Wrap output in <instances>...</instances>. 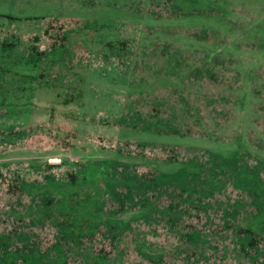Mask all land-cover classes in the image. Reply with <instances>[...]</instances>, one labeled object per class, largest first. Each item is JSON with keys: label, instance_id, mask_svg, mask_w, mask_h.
I'll return each mask as SVG.
<instances>
[{"label": "rangeland", "instance_id": "1", "mask_svg": "<svg viewBox=\"0 0 264 264\" xmlns=\"http://www.w3.org/2000/svg\"><path fill=\"white\" fill-rule=\"evenodd\" d=\"M0 15L40 18L0 19V264H264V221L256 216L264 208L209 155L235 147L264 159V0H0ZM100 24L107 27L85 29ZM126 35L133 37L121 46ZM52 44L65 54L47 68L53 88L39 104L64 100L61 90L83 83L78 72L92 84L76 113L65 106L69 115L44 132L49 113L23 106L19 74L30 71L25 58ZM108 85L115 91L105 105L99 87ZM179 144L196 152L173 159L169 148ZM252 155L249 167L258 165ZM191 157L210 169L200 175L204 184L208 175L225 182L198 190L196 207L191 193L178 199L167 186L161 195L132 191L131 202L123 184L110 185L111 177L147 179ZM90 162L106 173L96 229L82 236L87 223L72 222L73 199L86 186L62 196L47 182L70 184L68 175ZM140 197L150 203L142 207ZM168 204L169 219L159 212ZM247 228L257 231L253 246Z\"/></svg>", "mask_w": 264, "mask_h": 264}, {"label": "trees", "instance_id": "2", "mask_svg": "<svg viewBox=\"0 0 264 264\" xmlns=\"http://www.w3.org/2000/svg\"><path fill=\"white\" fill-rule=\"evenodd\" d=\"M0 19H8L11 21H18V20H31V21H37L40 18H22V17H16V16H10L5 15L1 16ZM107 27L105 24L100 25H94L93 27H90L89 29L86 27L85 29L89 31L95 32L96 30H100L101 28ZM98 28V29H97ZM48 33L47 30L44 31V33ZM99 36H101L102 39H107V36H103L102 33L99 32ZM133 37L130 35L124 36L123 39H121V46H124V43H127L129 41L128 38ZM135 37V36H134ZM60 39H65V36L61 35L59 37ZM134 39V38H133ZM132 39V40H133ZM109 40V39H107ZM54 43V42H53ZM111 44V43H109ZM65 54L63 51L59 50V47L55 46L53 47V44L51 45V48L49 50H41L36 53L34 57H28L23 60V64H28L30 71L28 73H21L19 74V79L22 83V89L27 91V94L24 101L23 106L31 108L39 113L42 112H48L49 117L47 122H44L40 125V130H43L44 132H50L52 128H50V125L54 123V120L57 115H63L67 116L69 115V110L65 106H71L73 112L76 113L77 107L79 106V100L84 96L86 83H89V79L87 76L84 75V73L78 72L77 78L81 80L83 83L80 84L78 87H76L73 90H61V94H65L62 98L64 100L59 99L60 97L53 98L52 101H47L48 105L42 106L39 103L42 102V98H40V94H42L44 91H49L53 88L51 83V79L48 77V70L49 65L51 62H57L59 59V55ZM63 56V55H62ZM38 68L41 69L38 71ZM56 77V78H55ZM54 78L57 80V83L62 82V77L60 76H54ZM98 79V80H97ZM109 81L116 82L117 85L120 84L122 79L120 76H118L115 72L109 73ZM107 78H103V80H108ZM112 79V80H111ZM102 78H99L97 75H92V82H99ZM105 83V82H104ZM109 84V83H108ZM104 88L102 92L104 93V97H102V100L105 102V105H107L110 102V96L113 91H115L111 85L107 86H101L99 89ZM59 105L61 107H59ZM100 104H98L99 106ZM109 105H113L109 107L108 110L110 112H118V104L111 103ZM75 106V107H74ZM97 106V107H98ZM116 108L115 111H113ZM54 137L56 139H59L58 133L54 132ZM61 144H68L67 141L64 142V140H61ZM180 145V144H179ZM180 145V146H172L169 148L170 151H172V155H174L173 159L177 157V154L181 151L182 153L188 154H194L196 152V149L191 147L194 146V144H186ZM191 145V146H190ZM197 150H200L197 148ZM249 154H253L251 158L256 161L258 165L249 167L247 166V156ZM211 159L214 162H217L215 164V167H220V171L223 173H226L227 171L232 170L231 177L234 179V183L242 188L247 190V192L252 193L255 196V203L260 204L264 208V182L259 177V171L262 169L264 171V159H262L259 155H255L254 151H243L239 148L230 147L226 149L225 154L221 153H210ZM246 159V160H245ZM109 163V161H108ZM178 167L174 170H170L169 172H162L159 171V173L153 177H149L147 179L143 178H137L136 176L131 175H125L121 176L120 179L112 178V181H110L111 186H115L116 184H123L128 192H127V199L132 202V197L130 196V193L132 191H141L142 192L151 189V191H157L156 195H161L162 191H160L161 187L167 186L170 187L172 193H174L176 198L181 199V197L184 195V193L188 192L192 194V197L189 201V204L192 205L195 203L194 207L197 206V203L200 202L198 199V196L195 195L198 190H203L202 187L207 188V193H210L212 191L211 187L214 185H224L225 182H221V180L217 179V183H213L212 179L213 177L211 175L205 176V184L202 177L200 175L203 174V172L206 173V171H209L210 169H205L203 165L199 164L196 159H193L192 157L185 160H179L178 161ZM239 163V164H238ZM49 164L48 166H50ZM53 165H57L56 163ZM51 165V166H53ZM113 166V165H112ZM112 169V167H111ZM110 169V170H111ZM222 169V170H221ZM79 175L77 174H67L70 177V184L65 181H60L59 179H53L50 178L47 182L48 186L56 185L57 191L61 193V195H68L69 193H74L79 187L86 186L87 193L85 195H75L73 202H75L74 206L78 209L75 210L74 216L72 215V222L74 224L80 225L82 222H86L85 228L79 232L80 235L85 236V234H91L94 233L98 220H99V211H100V202H99V196L101 195L102 189H100L99 183L104 179V173L102 172L99 167L94 164L93 162H90L87 166H84L82 169H79L77 171ZM214 180V179H213ZM110 189V188H109ZM178 190V192L176 191ZM110 191V190H108ZM115 196L119 199V193L115 192ZM188 199V195H186ZM147 198V197H146ZM172 202V201H171ZM175 202V201H173ZM139 203L142 207H144L146 204L150 203L147 199H144L143 197L139 198ZM76 205L81 206L78 208ZM172 204H168L166 208L163 210H159V212H162L164 217H167V219L170 218V216H173L172 213ZM147 213H143L142 216L146 217ZM257 219L261 221V223L264 221V211L261 209L259 211V214L256 215ZM109 222V229L112 232V230H118L120 227L119 224H117L114 220H108ZM260 223V224H261ZM264 225V224H263ZM257 226V225H256ZM255 226V227H256ZM75 229L74 231H76ZM242 230V228L240 229ZM245 234L248 233L245 237L249 239L248 244L250 246H253L256 244L257 240H255L254 233L257 232L256 230H253L252 228L244 229ZM70 230L69 232H71ZM79 231V230H78ZM110 233V232H109ZM74 236L77 235L72 233ZM111 237H113L115 240L118 238L115 233H111ZM190 243L196 242V237H189Z\"/></svg>", "mask_w": 264, "mask_h": 264}]
</instances>
